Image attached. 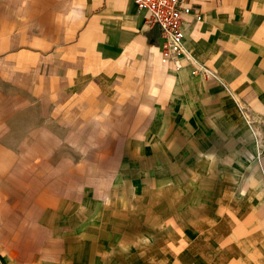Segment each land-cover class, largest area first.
Returning a JSON list of instances; mask_svg holds the SVG:
<instances>
[{"label": "crops", "instance_id": "crops-1", "mask_svg": "<svg viewBox=\"0 0 264 264\" xmlns=\"http://www.w3.org/2000/svg\"><path fill=\"white\" fill-rule=\"evenodd\" d=\"M188 2L0 0V264H264V0Z\"/></svg>", "mask_w": 264, "mask_h": 264}, {"label": "built area", "instance_id": "built-area-1", "mask_svg": "<svg viewBox=\"0 0 264 264\" xmlns=\"http://www.w3.org/2000/svg\"><path fill=\"white\" fill-rule=\"evenodd\" d=\"M138 8L149 12L147 23L161 31V56L174 60L184 50L183 17L191 13L188 0H133ZM196 18L200 14L196 13Z\"/></svg>", "mask_w": 264, "mask_h": 264}, {"label": "rangeland", "instance_id": "rangeland-1", "mask_svg": "<svg viewBox=\"0 0 264 264\" xmlns=\"http://www.w3.org/2000/svg\"><path fill=\"white\" fill-rule=\"evenodd\" d=\"M173 113H177V112H173ZM204 124V123H203ZM162 174H163V172L162 171H160V172H156V177L157 178H164V176H162ZM100 214H101V210H100Z\"/></svg>", "mask_w": 264, "mask_h": 264}]
</instances>
